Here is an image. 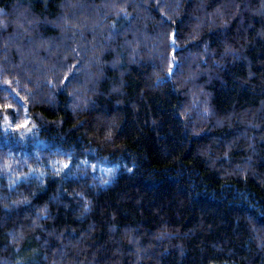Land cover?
<instances>
[{"label":"trees","instance_id":"trees-1","mask_svg":"<svg viewBox=\"0 0 264 264\" xmlns=\"http://www.w3.org/2000/svg\"><path fill=\"white\" fill-rule=\"evenodd\" d=\"M0 264H264V0H0Z\"/></svg>","mask_w":264,"mask_h":264},{"label":"rangeland","instance_id":"rangeland-1","mask_svg":"<svg viewBox=\"0 0 264 264\" xmlns=\"http://www.w3.org/2000/svg\"><path fill=\"white\" fill-rule=\"evenodd\" d=\"M96 168H97L96 171L98 172V174H101V173L108 174V173H110V171H112V167H110L104 163L102 165L98 164V166ZM108 182H109V180H108Z\"/></svg>","mask_w":264,"mask_h":264}]
</instances>
